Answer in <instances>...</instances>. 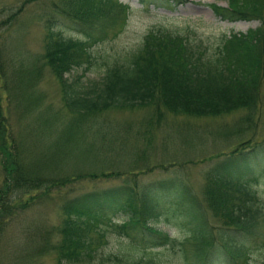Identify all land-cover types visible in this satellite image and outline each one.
<instances>
[{
  "label": "trees",
  "instance_id": "1",
  "mask_svg": "<svg viewBox=\"0 0 264 264\" xmlns=\"http://www.w3.org/2000/svg\"><path fill=\"white\" fill-rule=\"evenodd\" d=\"M139 2L147 6L158 1ZM53 6L57 10L46 13L43 50L35 54L33 65L25 63L23 56L15 60L7 49V39L23 4L0 18V127L7 121L2 111L5 99H31L25 110L35 107L38 99L32 96L31 83L36 84L38 73L47 66L61 85L65 108L74 117L68 123V153L83 155L90 150L91 143L80 141L86 130L102 135L104 127L97 118L110 108H149L153 112L149 127L159 123L165 112L214 118L240 111L233 130H239L238 135L247 132V136L221 152V160L205 175L201 195L184 176L172 172L150 182L140 193L135 184L124 181L68 198L61 207L65 215L61 224L32 234V239H38L33 257L52 252L57 264H167L159 248L179 245L182 264H251L254 249L260 242L264 245V197L257 188L264 172L253 168H264V134L253 129L256 118L264 119L260 108L264 104L260 93L264 80V0H229L227 7L213 5L214 12L224 19L260 20L258 27L245 33L224 35L213 53H207L202 42L192 41L189 32L151 30L135 50L108 64L100 80L87 86L81 75L68 81L67 74L82 65L83 71L88 69L92 47L107 38L105 28L119 15L123 21L127 19L129 8L119 0H55ZM3 11L0 8V13ZM61 14L78 18L75 21L80 36L65 37L56 29ZM93 29L97 30L96 37L92 36ZM5 129L0 150L9 155L13 137ZM58 152L59 148L51 151L56 158ZM12 164L8 165L5 158L1 162L4 177L7 167L11 174L0 201V235L17 213L35 203L38 190L48 194L56 186L61 193L70 182L69 177L59 175L43 181L23 178L18 174L22 170L17 173L21 166ZM72 190L65 188L63 194ZM158 192L171 193L175 198L161 202ZM207 210L221 222L220 226H210ZM110 214L121 215L122 220L114 222ZM148 218L186 233L176 238L149 225ZM188 227L191 230H186ZM108 232L124 237L122 252L102 253ZM189 238L194 239L195 246L191 256L184 249ZM131 250L141 254H130Z\"/></svg>",
  "mask_w": 264,
  "mask_h": 264
},
{
  "label": "rangeland",
  "instance_id": "2",
  "mask_svg": "<svg viewBox=\"0 0 264 264\" xmlns=\"http://www.w3.org/2000/svg\"><path fill=\"white\" fill-rule=\"evenodd\" d=\"M54 1L0 0V8H4L0 18L21 4L24 6L14 26L17 28H11L7 39V49L12 52L15 60L17 56H23L25 63L33 65L35 54L42 52L46 33L44 21L46 13L52 8L57 10L53 6ZM157 1L143 6L139 0H119L129 8L127 19L123 21L119 15L115 22L105 28L107 38L92 47L93 59L88 69L83 71V65L74 67L67 74L68 81L73 80L77 74L81 75L80 80L86 86L92 81L100 80L108 64L135 50L143 36L151 30L189 32L192 41L202 42L206 52L213 53L224 35L245 33L260 25L258 18L229 20L214 12L213 5L227 7L229 0ZM60 16L56 29L59 28L65 37L80 36L82 32L75 21L78 18L73 20L67 14ZM91 33L93 37L98 35L96 29ZM38 74L36 84L30 82L32 96L38 99L33 109L25 110V106L32 103L31 99L22 97L3 101L2 111L7 121L0 127V144L6 133L5 128L11 131L13 144L9 155L0 150V201L2 194L8 189L5 183L11 174L7 167V175L4 177L1 166L4 158L8 165H13V162L18 167L21 166L17 173L22 170L23 173L19 171L18 174L23 178H41L43 181V178L53 179L56 175L67 176L70 182L65 188L70 190L73 187V190L67 195L65 192L63 194L65 188L59 193L60 188L56 186H52L48 194L38 190L35 203L17 213L4 227L0 235V264H57L56 255L52 252L33 257V247L37 246L38 239H32V234L60 225L65 217L61 208L65 201L91 189L127 181L135 184L140 193L141 188L150 182L173 172L184 176L193 190L201 195L205 175L221 160V152L228 151L240 137L247 136V132L238 135L239 130H233L235 122L242 115L240 111L214 118L165 112L159 123L149 127L148 120L153 114L149 108H110L97 118L104 127L102 135L95 136L86 130L85 137L80 141L84 145L91 143L90 150L83 155L71 151L68 153L70 146L66 144L69 143L71 134L68 123L74 117L65 108L61 85L50 69L46 66ZM10 84L8 82L7 86ZM260 93L264 99V80ZM260 108L264 112V104ZM254 122L255 133L264 134V119L256 118ZM56 148L60 149L57 153L59 158L51 153ZM253 168L264 172L263 165H255ZM257 188L264 197V179ZM170 195L171 193L158 192L157 198L161 202H169L175 198V195ZM207 211L210 226H220L221 222ZM110 215L114 222L122 220L121 215ZM147 223L176 238H182L186 233L185 230L164 224L162 220L148 218ZM107 237L108 242H103L102 253L123 251L126 246L123 236L108 232ZM189 240L184 249L191 256L195 246L192 243L194 239ZM258 245L260 246L251 254V264H264V245L261 242ZM159 251L160 257L167 264H182L179 245L161 247ZM129 253L138 256L141 254L139 250H131Z\"/></svg>",
  "mask_w": 264,
  "mask_h": 264
}]
</instances>
